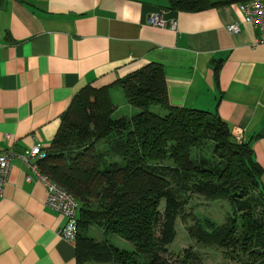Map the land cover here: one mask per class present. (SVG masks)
Listing matches in <instances>:
<instances>
[{"label":"crops","instance_id":"1","mask_svg":"<svg viewBox=\"0 0 264 264\" xmlns=\"http://www.w3.org/2000/svg\"><path fill=\"white\" fill-rule=\"evenodd\" d=\"M240 4L181 11L164 0H0V152L17 155L0 195V264H76L77 235H61L67 218L47 207L31 170L40 172V160L19 156L35 145L48 152L85 87L149 63L161 65L171 105L215 113L239 133L264 189V44L255 45L259 31ZM152 14L175 28L148 25ZM122 106L119 118L134 114Z\"/></svg>","mask_w":264,"mask_h":264},{"label":"trees","instance_id":"2","mask_svg":"<svg viewBox=\"0 0 264 264\" xmlns=\"http://www.w3.org/2000/svg\"><path fill=\"white\" fill-rule=\"evenodd\" d=\"M164 1L171 10L201 11L249 0ZM113 88L135 109L131 117H112ZM38 168L77 201L76 264L198 261L192 253L174 262L167 256L175 222H185L193 196L223 200L230 211L221 224L203 219L187 226L190 238L232 264H264V189L251 147L215 113L171 105L159 64L110 86L85 87L61 116ZM95 226L131 243L132 251L90 237Z\"/></svg>","mask_w":264,"mask_h":264},{"label":"built area","instance_id":"3","mask_svg":"<svg viewBox=\"0 0 264 264\" xmlns=\"http://www.w3.org/2000/svg\"><path fill=\"white\" fill-rule=\"evenodd\" d=\"M239 9L244 16L245 22L251 24L259 31V39L255 41V45L264 44V0H249L239 5ZM147 23L150 26L164 29L175 28L174 22H167L162 17L152 14L148 17ZM228 31L232 34H237L239 28L236 24L230 25ZM237 141H241V136L237 131L232 133ZM46 151L39 145L33 146L26 154L19 158L26 164H29V158H37L43 160L46 158ZM17 155L11 152H0V195L3 193L7 184L11 161ZM32 172L36 175L37 180L46 187V205L53 211L63 214L67 218V223L61 230V235L68 241H75L78 232L77 214L75 200L68 195L63 189L53 183L48 176L41 174L35 167H31Z\"/></svg>","mask_w":264,"mask_h":264},{"label":"rangeland","instance_id":"4","mask_svg":"<svg viewBox=\"0 0 264 264\" xmlns=\"http://www.w3.org/2000/svg\"><path fill=\"white\" fill-rule=\"evenodd\" d=\"M111 99L116 108L112 114L113 118H119L123 115V104L126 103L120 90L113 88L111 91ZM135 110V109H134ZM125 117V116H122ZM128 118V117H126ZM163 210V204L160 206V211ZM230 211L227 202L223 200H206L202 196H193L185 207L186 220L183 222L181 218H177L175 222L176 237L168 246V257L171 262L179 260L187 253H192L199 257V260H193L192 264H232L226 261L220 250L216 248L203 247L190 238L187 234L186 227L192 225L196 220L210 219L216 224H221L224 221L225 215ZM88 235L97 241L108 240L110 244L125 250L132 251L133 246L128 241L122 239L116 234L103 235L98 227H91ZM86 264H99L89 262Z\"/></svg>","mask_w":264,"mask_h":264},{"label":"bare ground","instance_id":"5","mask_svg":"<svg viewBox=\"0 0 264 264\" xmlns=\"http://www.w3.org/2000/svg\"><path fill=\"white\" fill-rule=\"evenodd\" d=\"M62 189V188H61ZM65 191V190H64ZM66 192V191H65ZM67 193V192H66ZM68 195H70L69 193H67ZM71 196V195H70ZM72 197V196H71ZM73 198V197H72ZM75 200V203H76V208L78 209V205H77V201L75 198H73ZM77 209H76V214H77Z\"/></svg>","mask_w":264,"mask_h":264}]
</instances>
